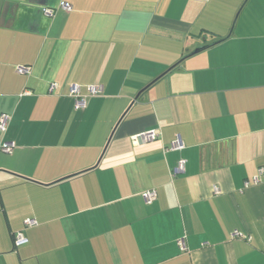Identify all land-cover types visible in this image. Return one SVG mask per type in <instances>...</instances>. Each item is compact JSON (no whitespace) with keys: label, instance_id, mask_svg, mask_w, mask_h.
<instances>
[{"label":"crops","instance_id":"1","mask_svg":"<svg viewBox=\"0 0 264 264\" xmlns=\"http://www.w3.org/2000/svg\"><path fill=\"white\" fill-rule=\"evenodd\" d=\"M1 114L0 264H264V0H0Z\"/></svg>","mask_w":264,"mask_h":264},{"label":"built area","instance_id":"2","mask_svg":"<svg viewBox=\"0 0 264 264\" xmlns=\"http://www.w3.org/2000/svg\"><path fill=\"white\" fill-rule=\"evenodd\" d=\"M60 7L70 10V5H68L66 2H61ZM44 12L46 14L51 15L53 13L52 9H45ZM16 71L20 74H27L29 73V67L28 66H18L16 68ZM54 87V84H51L49 87V91H51ZM103 87L101 84H92L88 85L85 89V93L81 91V87L78 84L72 83L69 85V95L73 98L74 107L77 109H84L86 107V98L88 96H95L102 92ZM24 93H29V91H24ZM9 116L6 114L0 115V131H4L6 129V125L8 122ZM160 136V132L152 129L144 132H140L137 134H134L131 136V142L132 144H138L141 142H148L151 140H154ZM13 143L11 142H5L0 145V150L2 152L8 153L12 150ZM182 143L177 139L174 142H172L169 147L166 149H181ZM184 160H179L177 170H183ZM264 182V166L257 168L255 174L252 176L250 180H245L243 182V187H248L250 185H257ZM214 191L218 193V189L214 188ZM142 198L146 204L151 203L156 198V192L154 189L146 190L142 193ZM34 220L30 219L26 221V224L32 225L34 224ZM232 237L237 238H244L247 239L246 236L240 234L237 231H234L232 233ZM27 242V238L20 232H17L14 234L13 237V243L14 246H19L22 244H25ZM178 246L180 250H185V245L183 239L178 240Z\"/></svg>","mask_w":264,"mask_h":264},{"label":"water","instance_id":"3","mask_svg":"<svg viewBox=\"0 0 264 264\" xmlns=\"http://www.w3.org/2000/svg\"><path fill=\"white\" fill-rule=\"evenodd\" d=\"M213 44H214V43H210V44H207V45H205V46L195 48L190 54H194V53H196V52H199V51H201V50H203V49H205V48H207V47H209V46H211V45H213Z\"/></svg>","mask_w":264,"mask_h":264}]
</instances>
